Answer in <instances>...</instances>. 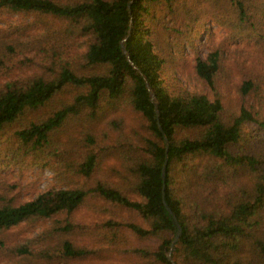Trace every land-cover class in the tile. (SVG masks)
Segmentation results:
<instances>
[{
    "label": "trees",
    "instance_id": "16d2710c",
    "mask_svg": "<svg viewBox=\"0 0 264 264\" xmlns=\"http://www.w3.org/2000/svg\"><path fill=\"white\" fill-rule=\"evenodd\" d=\"M187 46L193 89L176 79ZM8 128L10 161L58 183L0 205V235L49 222L52 244L15 249L24 264H85L71 236L86 204L109 215L92 235L131 234L150 264H171L165 205L175 264H264V0H0Z\"/></svg>",
    "mask_w": 264,
    "mask_h": 264
},
{
    "label": "rangeland",
    "instance_id": "374dc122",
    "mask_svg": "<svg viewBox=\"0 0 264 264\" xmlns=\"http://www.w3.org/2000/svg\"><path fill=\"white\" fill-rule=\"evenodd\" d=\"M192 23V22H191ZM194 27H199L193 24ZM205 40L204 34L196 42L201 55L206 54L203 46ZM186 56L179 60V71L176 79L187 88L193 89L191 86V48L185 47ZM40 114V112H39ZM44 114V113H43ZM13 129H6L0 140V205L11 201L19 203L29 201L35 198L45 189L57 186L54 173L43 165L31 166L27 162H12L9 154L5 153L7 145L12 141ZM111 163L106 162L105 167ZM98 213L101 219L108 218L106 209L96 208L86 204L78 212L74 214V223L78 228L71 236L72 242L86 247L89 255L83 260L85 264H150L148 260H139L132 254L131 248L134 246H142L131 234H124L123 238L116 243H110L94 236V227L90 224L93 217L96 218ZM110 214L120 217L121 219H129L126 212L110 209ZM110 215V216H111ZM97 223H95V226ZM49 226V222H29L4 232L0 235V264H24L28 261L18 255L16 248L23 245L37 247L39 244H52L54 239L47 236L42 237L43 230ZM94 226V225H93ZM53 240V241H52ZM153 242H142L143 245L149 246ZM174 262V261H173Z\"/></svg>",
    "mask_w": 264,
    "mask_h": 264
},
{
    "label": "water",
    "instance_id": "95a60500",
    "mask_svg": "<svg viewBox=\"0 0 264 264\" xmlns=\"http://www.w3.org/2000/svg\"><path fill=\"white\" fill-rule=\"evenodd\" d=\"M130 4H131V2L128 3V7H130ZM129 34H130V32L128 31V35ZM120 49H121L123 55L127 58L129 64L132 65V62L129 59V56H128L126 50H125V46H124L123 43H121ZM146 88H147L148 94L150 96V101L154 104L155 114L158 117L157 102L155 100V96H154L153 92L151 91V89L149 88V86L147 85V83H146ZM159 130H160V132H162V130H161L160 127H159ZM163 138H164L165 147L167 148V140H166L165 136H163ZM166 164H167V157L165 156V160H164V163H163V166H162V171H161V173H162V176L161 177H162L163 180H164V171H165V168H166ZM165 208L167 209V211L171 215L172 220H173V223H174V226H175V230H176L175 236H174V238L172 240V243L170 245L169 251L166 253V257L170 261L171 264H175L173 262V260L171 259V253L173 251L174 244L178 241V239L180 237L181 227L178 224L177 220L175 219L174 215L171 213L170 209L166 205H165Z\"/></svg>",
    "mask_w": 264,
    "mask_h": 264
}]
</instances>
